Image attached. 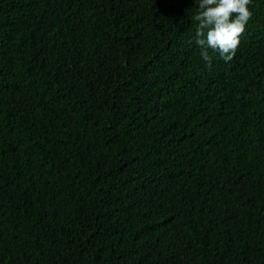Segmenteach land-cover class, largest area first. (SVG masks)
Here are the masks:
<instances>
[{"label": "trees", "instance_id": "1", "mask_svg": "<svg viewBox=\"0 0 264 264\" xmlns=\"http://www.w3.org/2000/svg\"><path fill=\"white\" fill-rule=\"evenodd\" d=\"M195 0H0V264H264V0L229 62Z\"/></svg>", "mask_w": 264, "mask_h": 264}, {"label": "clouds", "instance_id": "2", "mask_svg": "<svg viewBox=\"0 0 264 264\" xmlns=\"http://www.w3.org/2000/svg\"><path fill=\"white\" fill-rule=\"evenodd\" d=\"M198 23L194 42L201 49V58L211 67L212 53L224 62L231 61L253 13L252 0H195Z\"/></svg>", "mask_w": 264, "mask_h": 264}]
</instances>
